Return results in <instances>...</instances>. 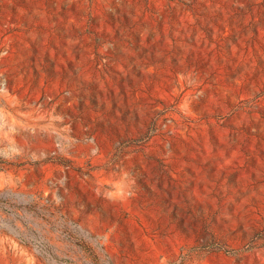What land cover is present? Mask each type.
<instances>
[{
	"label": "rangeland",
	"instance_id": "obj_1",
	"mask_svg": "<svg viewBox=\"0 0 264 264\" xmlns=\"http://www.w3.org/2000/svg\"><path fill=\"white\" fill-rule=\"evenodd\" d=\"M0 264H264V0H0Z\"/></svg>",
	"mask_w": 264,
	"mask_h": 264
},
{
	"label": "trees",
	"instance_id": "obj_2",
	"mask_svg": "<svg viewBox=\"0 0 264 264\" xmlns=\"http://www.w3.org/2000/svg\"><path fill=\"white\" fill-rule=\"evenodd\" d=\"M93 259L96 261L97 260V258H96V256L95 255H93Z\"/></svg>",
	"mask_w": 264,
	"mask_h": 264
}]
</instances>
